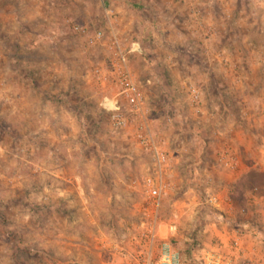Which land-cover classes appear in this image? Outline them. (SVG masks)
I'll return each mask as SVG.
<instances>
[{"label":"rangeland","instance_id":"obj_1","mask_svg":"<svg viewBox=\"0 0 264 264\" xmlns=\"http://www.w3.org/2000/svg\"><path fill=\"white\" fill-rule=\"evenodd\" d=\"M75 23L116 39L144 96L167 153L158 203L143 188L150 153L109 76L115 55ZM134 41L141 53L128 52ZM226 150L264 179V0H0V264H124L150 222L175 225L183 264H201L202 240L225 218L206 199L231 177ZM249 245L233 264H264V244Z\"/></svg>","mask_w":264,"mask_h":264},{"label":"built area","instance_id":"obj_2","mask_svg":"<svg viewBox=\"0 0 264 264\" xmlns=\"http://www.w3.org/2000/svg\"><path fill=\"white\" fill-rule=\"evenodd\" d=\"M72 31L80 36L86 37L90 44L102 45L104 49L115 55L110 61L109 76L122 97L136 117L134 137L150 153L151 172L143 178L144 192L151 201L158 203L161 195L169 188V183L165 179V166L167 153L160 143H156L151 136L148 120V107L144 96L139 91L136 79L129 68L124 53L116 51V39L110 38L104 41L105 34L102 29H94L90 34L86 26L73 24ZM128 52L141 53L140 45L137 41L131 43ZM99 78L105 83L106 74L95 71ZM195 105L199 101H191ZM102 108L109 113L115 126L122 128L126 125V119L118 112L116 99L113 96H104L101 100ZM222 164L228 167V163L233 161L227 154L220 157ZM207 202L216 204L218 199L214 195L207 197ZM176 226L170 224L164 236L160 235L157 226L150 222L140 229V239L142 245L134 251L123 249L121 259L124 264H183V257L180 251L172 244L171 236L174 234ZM233 250L239 251L238 239H233L231 243ZM234 252V251H233ZM231 255H225L213 249L205 250L202 254L201 264H233Z\"/></svg>","mask_w":264,"mask_h":264},{"label":"crops","instance_id":"obj_3","mask_svg":"<svg viewBox=\"0 0 264 264\" xmlns=\"http://www.w3.org/2000/svg\"><path fill=\"white\" fill-rule=\"evenodd\" d=\"M225 154H227L228 158L233 157V161L228 163V167H227L231 172V175H230L231 177L229 181H227V183H224L222 190H221V194L218 192L217 195L214 193H210L207 195V197L209 195L216 196V198L218 199L217 214L222 217L224 216L225 218L222 220V223L220 226L218 223V227L216 228V230L208 229L207 235L209 238L208 237L206 238L205 240L206 242L205 241L203 242L202 240V244L204 243L207 246L206 250L213 249L216 251H220L224 253L225 255H228V253L232 255L234 254L233 249L231 250V248L226 243V240L228 239H232V240L238 239L239 241L238 250L241 249L242 251L244 250L242 249L243 248L242 243L244 245L247 243L250 244L249 245L250 247L246 248L245 251L248 249L250 251L254 249L257 250V248L254 246H258L260 248L261 245L259 246V244L260 243L264 244L263 242H260V238H262V234H264L262 233L261 229H264V227L261 225L262 224L261 222H259L261 223L260 225H258V222H257L258 220L257 217L260 215L258 212L260 210L257 211V209L263 206L262 204L259 207H257L256 205L260 200L262 201V203L264 202V191L260 192V197L254 196L251 193L250 187L248 186V182L250 181L251 172H253L254 170L260 171L263 169L258 168V163L250 162L247 164H241V162L237 160V157L235 155H232V153L228 150L222 153L223 156ZM239 188H240V191H239ZM237 194L240 195V197L243 199L245 203L244 205H246V207H244L246 209V212H245L246 214H243L244 213L243 208L240 209L239 206H235L233 203L234 201H236ZM236 215L250 216V218L254 217V221L250 222L253 224L250 225L249 223H243L241 221L239 222L233 221L232 219H234V216ZM261 218L264 220V213L261 215ZM230 223L232 224V226L229 225L230 226L229 227L227 224H230ZM157 228H158L159 234H161L162 236L166 234L167 231L165 230V227L160 225V226H157ZM199 235H202V231H199ZM200 239H202V237H200ZM110 246L108 245V249H107L109 251L113 249V248H110Z\"/></svg>","mask_w":264,"mask_h":264},{"label":"trees","instance_id":"obj_4","mask_svg":"<svg viewBox=\"0 0 264 264\" xmlns=\"http://www.w3.org/2000/svg\"><path fill=\"white\" fill-rule=\"evenodd\" d=\"M254 175L255 174L251 172L250 181L248 182V186L250 187V189L256 190L257 193H260V192L264 191L263 190V188H264V179L262 181L258 182V180H259V179H257L258 177H254ZM256 186L259 187L262 190H258L257 191V187ZM239 191H240V188H239ZM236 200L239 202V208L240 209L243 208V210H245V208H244L245 207V205H244L245 203H244L243 199L240 197L239 194H237Z\"/></svg>","mask_w":264,"mask_h":264}]
</instances>
